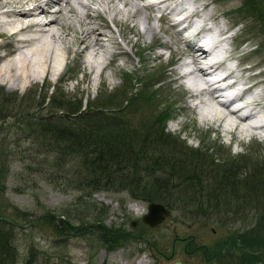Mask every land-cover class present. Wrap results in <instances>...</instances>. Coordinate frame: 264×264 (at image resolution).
Wrapping results in <instances>:
<instances>
[{"label":"rangeland","instance_id":"374dc122","mask_svg":"<svg viewBox=\"0 0 264 264\" xmlns=\"http://www.w3.org/2000/svg\"><path fill=\"white\" fill-rule=\"evenodd\" d=\"M194 1L195 3L192 7L196 5L198 6V10L201 9L198 16H194L197 21H199L198 18L205 19V17L211 14L222 17H218L219 20L217 21L212 20L213 24L209 21L212 24L210 25L212 28H215V25H225L228 28L241 22V25L236 27L235 32L239 34L237 36L238 40H242V43L247 41V43L237 51V54L248 50V43L252 46H257V48L259 47V52L245 59L240 57L238 59L241 66L242 63H246L248 66L246 68L255 66L254 68L257 70L255 73L258 71L261 72L259 79L264 84V34L261 32L255 18L248 17L244 19L235 14V10L241 6L242 0ZM205 1L209 5L203 8L202 4ZM77 2L81 11L68 14L67 24L60 26L57 23L55 28L52 27L57 33L55 37H59L57 39L53 38L51 41L50 48L53 50V59L47 64L45 70H40L39 72L38 62L31 58L28 62H22L20 64L21 69L28 73L26 82H21L20 79L16 78L4 80L0 75V88L3 90V95L0 99L10 102V108H14L15 105L25 101V99L31 101L32 99H36L34 94L42 96L43 87H49L48 91L45 89L47 94L53 90L54 86L60 87L61 93L67 99L79 100L81 105L87 104L99 94L105 96L117 93L121 89L123 92L118 96L116 102L124 98L123 96L129 98L130 96L136 95L137 92L143 91L145 96L147 93L151 94L152 92L158 102L169 103L168 105L174 109V115L166 122L163 133L167 134L169 138H172V140L169 139V147H176L178 156L181 158H186L185 156L190 157L188 158L189 160L184 162L186 169L198 168L196 172H192L189 169L191 171V173L189 172L190 176L195 179L194 182L200 180L202 184L207 186L208 184L214 185L213 181L219 184L222 183L224 181L223 179H225L220 174V167L222 165L231 166L234 165L233 163L237 164V171L240 174L239 177L242 178L245 175H249V172L254 167L260 166L263 163L264 142H250L246 146L243 143L231 144L239 134H229L231 139L227 145V137L219 136L220 132L217 128L216 131L219 134L206 131L205 126H199L195 122V115L187 104V98L189 95L191 96V92L184 91L178 85L179 79H177V76L180 77V75L175 69V65L180 57L183 55L186 56L188 52H186L187 50L184 49L183 44L179 40V35L174 34L166 20L158 19L159 13L154 11L157 9L142 7L141 5L144 3L141 0H78ZM99 14L107 17L108 20L112 18L111 23L113 26L106 18L99 17L101 16ZM76 15L84 17L83 21H80ZM55 17L60 18L61 15L58 14ZM88 17L90 20H88ZM42 18L45 19L46 17H40V19ZM149 27L152 28L153 32L151 31L149 33L147 31ZM92 28L97 29L98 33L103 34L101 38L104 39V37H107L108 42L112 46L109 44L111 47H108L106 50V45L108 44H105V41L101 42L102 46L93 43L91 47L78 53L80 47H78V44L74 41L75 38L72 36L75 33L79 34L84 29L89 30ZM32 29L37 28L33 27ZM28 35V33L25 34V36ZM90 42L92 43V39ZM113 42H116L118 47ZM157 46L163 48L168 46L172 64H165L168 52L157 49ZM19 48L23 49V52L27 51L24 46H19ZM230 48L234 50L236 55L235 49L238 47L230 44ZM9 49L10 43L3 38L0 39V55L8 53ZM57 51L61 54L62 60L59 62L58 70L54 71L53 64ZM116 51L119 53L114 54L113 52ZM108 52L111 53L107 55ZM91 56L94 59L93 63L90 64L88 61ZM137 56L140 58L139 61H137ZM1 59L0 68L6 63L4 62L6 60ZM83 59L86 60V66ZM59 60L57 59L56 62ZM143 68L144 71H142ZM125 71L129 73V78H135L137 72L143 76L147 72L153 75L154 72L156 77L154 76L151 81L153 86L148 88V90L139 89L137 85H135V88H130V82L129 85L122 87V74ZM157 79H160V81L156 83ZM242 80L245 84H249L244 79ZM188 86L189 84L186 87L187 89ZM262 93H264V87ZM188 99H192V97ZM126 101L127 99L124 98L121 103L126 104ZM146 103L147 101L145 99L143 101L142 99L141 102H137L138 107L134 111H130L129 113L128 111H121V119L122 114L125 112L123 118L127 121L129 127H133L139 121L146 119L152 121L151 117L158 109L153 107H148L147 109ZM118 104L116 103L117 106H119ZM207 105L206 103H200L199 109H204ZM38 110L43 114L46 109L40 107ZM261 112L260 115L264 118V111L261 110ZM8 120L9 118H6L4 121L6 122ZM262 123L264 124V122ZM16 136L18 137V135ZM2 137L5 139L4 143L6 146L14 153L18 150L23 151L26 148V143L20 142L17 150L16 137L11 132L8 133L5 130L0 131V140ZM181 147L184 148V151L186 150L187 154L184 155L180 152ZM191 151H197L198 154H202L203 157L205 156V159H211V165L201 169V164L196 163L195 156L190 153ZM175 157H177L176 154ZM243 158L246 159L245 162H242ZM27 161L29 160L27 159ZM231 161L233 162L231 163ZM8 163L7 174L2 181L3 183H0V186H3V191L0 192V214L3 213L4 216L2 217L13 218L14 220L12 222V230L16 234L17 241L15 243L16 256L14 264H24L28 256L26 237L29 232L33 237V246L39 250L37 251L39 254L36 255L37 259L33 264H170L175 261H180L181 264H216L218 261H220V264H239L237 263V258L242 257V259L248 260L247 257L249 255H260L263 262H256L255 260L254 262L264 264V256L262 255L264 254V248L258 245L252 248L247 247L245 242V244L241 243L242 238L237 236L238 234L245 236L246 231L248 232L246 230L249 225L246 224L247 221L243 224L236 223L234 228L233 226L228 228L217 227L210 223L203 226L199 221L198 223H192L188 219L180 218L176 211L173 210L170 211V215L162 224L154 229H149L139 221L140 217L146 213V204L141 201L131 203L125 193L98 192L83 198L84 201L79 202L76 201L77 192H68V189L66 192H59L41 180L44 179V173H50L53 178H57L59 182L67 185L73 177L72 175L65 174V170L63 169L65 165L60 168L61 170H50L45 166H38V168L28 167L25 162H20L16 156L11 157ZM117 173L119 174V172H115V174ZM160 173L148 169L147 176L143 173L144 176L139 178V186L146 185L148 190H152V186L147 181L155 178L162 183H167L165 197L169 201L174 202L179 197L178 194L173 193V186L178 185L179 179L177 176L170 177L171 175L167 176ZM203 177L206 179H203ZM129 179L130 177L128 176L123 177L121 182L126 185H131L132 183ZM107 180L109 181V179ZM147 188L142 189L147 190ZM190 191L192 194V190ZM179 194L183 198L184 194L182 195L181 192ZM185 197L187 198V195ZM73 204L74 206L72 207ZM99 205L106 212L105 220L102 223L103 228L109 227L106 229L112 230V236L118 234L121 237H125L126 240H129V244L126 247L106 253L96 245H89L84 238H80L78 235L81 234L82 229L75 231L66 228L61 230L60 236L54 232L45 231V228L40 229V226L44 224L39 217H41L40 215L45 210L52 211L55 215L68 206L73 213L74 211L76 213H83L92 212ZM17 209L19 211H26L28 214L19 218L15 214V211H18ZM251 215H247L248 221H252L250 219ZM31 220L33 221L29 223ZM36 224L39 226L36 227ZM73 225L76 226L77 224L75 223ZM238 225H240L239 229H237ZM33 226H35V230L32 229ZM98 226L104 231L101 225ZM212 230L216 232L213 234ZM86 231H92V229L86 226ZM261 232L263 230H259L258 234L260 235ZM225 234L228 237L238 239L240 246L235 247V241H231L230 249L225 251L217 260L213 262V259L205 260L204 258H208L210 253H212L211 250L214 243L218 240L216 236L221 240ZM32 237L30 240H32ZM194 237L195 243L190 240ZM245 237H254V235L250 234ZM173 238L174 241H172ZM223 239L221 240L222 243ZM142 240L144 241L143 243ZM153 245L157 246L155 251L153 250ZM196 246H200V248L193 251V248ZM203 246L211 248L206 249L207 252L202 254L200 250ZM45 253L51 256L48 261L42 260Z\"/></svg>","mask_w":264,"mask_h":264},{"label":"trees","instance_id":"16d2710c","mask_svg":"<svg viewBox=\"0 0 264 264\" xmlns=\"http://www.w3.org/2000/svg\"><path fill=\"white\" fill-rule=\"evenodd\" d=\"M235 14L244 19L255 18L264 34V0H242ZM131 80L124 76L122 87L129 85ZM148 80L149 77L145 76L139 83L143 84ZM132 87L131 83L130 88ZM122 92L121 89L117 93L105 96L99 94L84 108L81 107L79 100L67 99L58 87L49 96L46 92L42 96L34 94L36 99L32 101L25 99L14 108L9 107L10 102L0 99V131L11 132L16 137L17 150L20 142L26 143L23 151L18 150L14 153L4 143V137L1 138L0 183L7 174L8 161L13 156H16L20 162H25L28 167L45 166L50 170H61L60 168L65 165L63 167L65 174L73 177L69 182L67 181V185L53 178L50 173H44V179L41 180L59 192H66L67 189L68 192H77L76 201H84L83 198L89 197L93 192L127 188L133 198L147 203H162L168 209L176 211L180 218L188 219L192 223L199 221L203 226L210 223L217 227L233 226L234 228L236 223L243 224L247 221L246 224L249 225L246 228L248 232L245 230V236L252 234L254 237L247 238L243 234H238L237 236L242 238L241 243L245 242L250 248L257 245L264 248V161L260 166L254 167L249 175L242 178L237 171L238 165L233 163L234 165L231 166L220 167L221 177L225 178L220 184L213 181L214 185L207 186L200 180L194 182L195 179L189 172H196L198 168H189L191 171L186 169L184 162L190 157L178 156L176 147H169V139L172 140V138L163 133L164 122L170 116V106L158 102L154 93L151 92L152 95L147 93L145 96L143 91L139 92L137 97L123 96L127 99L126 104L121 103L124 98L116 102ZM2 95L3 90L0 88V97ZM142 99L147 101L145 104L147 109L153 107L158 111L151 117L152 121L146 119L129 127L123 115L126 111L128 113L134 111L138 107L137 102H141ZM116 103H119V106ZM40 107L46 109L43 114L38 110ZM121 111H125L122 119ZM6 118H9L6 121L7 126L4 121ZM180 152L187 154L183 147ZM190 153L195 156L196 163L201 164V169L211 165V159H205V156L198 154L197 151ZM245 161L246 159L243 158L242 162ZM148 169L162 172L160 174L167 176L171 175L170 177L177 176L179 183L173 186V193L178 194L179 198H176L174 202L169 201L165 197L167 183H162L156 178L147 181L152 186V190H148L146 185L139 186V178L147 176ZM124 175L130 177L131 185L121 182V179L126 177ZM203 179L206 178L203 177ZM1 191L3 186H0ZM180 192L184 194L183 198L180 197ZM66 207L55 215L52 211L45 210L39 217L44 224L40 226V229L45 228V231L54 232L58 236L61 230L66 228L75 231L82 229L79 236L89 245L100 246L106 250L126 243L125 237L118 234L112 236V230L102 227L100 224L104 216L102 208L100 212L98 207H95L92 212L76 213L74 211L73 213L68 206ZM91 207L93 208L92 205ZM15 212L19 218L28 214L26 211ZM248 214L253 215L250 217L252 221H248ZM2 216H4L3 213L0 214V264H14L17 242L16 234L12 230L14 220ZM75 223L76 226L73 225ZM98 225H101L104 231ZM35 226L33 230L36 229ZM86 226L92 231H86ZM239 228L240 225L237 229ZM259 230H263L260 235ZM29 233L26 237L28 256L24 264H33L37 259L36 255L39 254L37 252L39 250L33 246V237ZM31 237L32 240H30ZM50 258L51 256L45 253L42 260L48 261ZM237 259L239 264H257L254 260L263 262L260 255H249L248 260L242 257Z\"/></svg>","mask_w":264,"mask_h":264},{"label":"bare ground","instance_id":"6f19581e","mask_svg":"<svg viewBox=\"0 0 264 264\" xmlns=\"http://www.w3.org/2000/svg\"><path fill=\"white\" fill-rule=\"evenodd\" d=\"M61 0H0V39H5L10 43V51L19 49V46L26 47V52H21L17 54V61L16 63L6 61L5 65L0 68V75L4 80H8L9 78L13 79H20L21 82H26L28 78V73L22 70L20 64L22 62H28L31 58H33L39 64V72L40 70H45L47 64L50 63L52 58L53 50L50 48L51 41L53 38H58L56 36V32L46 33L44 28L47 29L51 25L55 24V16L58 15V12L50 13L47 9L53 5L58 4ZM144 1V0H141ZM172 0H160L156 3L147 2L141 5L144 8L150 9H157L159 10L160 7H166L167 4ZM140 4V3H139ZM202 7H208V2L202 4ZM201 10V9H200ZM198 6L194 5L188 9L181 10L178 12V15L181 17V20L189 19V24L191 23V17L198 16L199 11ZM211 13V12H210ZM209 13V14H210ZM170 12L166 15H162L161 18L166 20L169 26L174 30L177 26L178 22H172L171 19L168 17ZM45 16L48 20H41L40 17ZM87 16V14H86ZM80 21H83L84 17L76 15ZM219 16L217 15H208L205 19H199L198 25H193L192 33L193 35H197L200 32L204 31L203 26L205 22L210 21L213 24V21L219 20ZM45 18V19H46ZM27 19V20H23ZM23 20V21H22ZM54 20V21H53ZM88 20L89 17H88ZM207 20V21H206ZM213 20V21H212ZM215 35L213 38L209 39L208 42L210 43H217V38L220 37L219 42H225L226 36L225 34L229 30L230 27H225V25H215ZM36 27L37 29H32ZM149 33L152 31V28L149 27L147 30ZM153 32V31H152ZM29 34L25 36V34ZM74 34V33H73ZM103 34L98 33V30L95 28L92 29H84L79 34L75 33L72 36L74 41L78 44L80 49L78 53L83 51L84 49H88L91 47V44L101 45L103 42V38H101ZM92 39V43L90 40ZM15 41V42H14ZM181 42L187 43V56L189 57L190 61L194 66V71L200 77H205V69L201 67L200 60H204L206 62L211 61L214 62L211 66L212 68H217L220 70L223 66V61L225 59H234L237 55V51L240 49L239 47L235 49L236 55L234 50H231L229 53L226 50L221 49L219 53L215 56L208 57L205 49H202L205 44H202V47H197L192 45L190 41L181 38ZM211 44V45H213ZM30 52V53H28ZM6 54L0 55L1 58H4ZM208 57V58H206ZM61 58V54L59 51L55 53V59L53 68L55 69V65L57 64V59ZM239 58V57H238ZM235 64L229 63L231 69L229 68L227 71V76L235 78L232 76L231 73L237 71L239 73V77L235 78V80L244 79V81L248 82V87H258L260 84L263 83L262 80L259 79L261 74L260 71L255 73L254 71L256 68L255 66H251L249 68L241 66L239 59ZM93 57L91 56L90 60L88 61L90 64L93 63ZM24 60V61H23ZM234 67V68H233ZM53 69V70H54ZM55 71V70H54ZM254 72V73H251ZM55 73V72H54ZM192 73H189L190 75ZM31 76V75H30ZM183 76V75H182ZM181 77V76H180ZM228 77H221L217 79L215 83L212 80H206L204 78H200L197 80H192L189 82L188 89L185 88L186 91L191 92V97L205 95L207 98V107L204 109L199 110V116L201 115L202 119H207L211 121L224 120V127L225 131L228 134H239L245 135L251 129H261L264 128V118L262 115H256V127L254 125H250L245 123L247 120L246 118H239L237 117V112H230L227 110V105L224 103H217L214 97L215 84H219L223 82ZM245 83V82H244ZM193 92H192V91ZM195 93V94H193ZM251 99L255 102L254 105L257 106L260 110L264 111V93L261 90L254 92L251 95ZM219 131V129H218ZM220 132V131H219Z\"/></svg>","mask_w":264,"mask_h":264},{"label":"flooded vegetation","instance_id":"af4514ba","mask_svg":"<svg viewBox=\"0 0 264 264\" xmlns=\"http://www.w3.org/2000/svg\"><path fill=\"white\" fill-rule=\"evenodd\" d=\"M216 231L215 230H212V233L214 234ZM226 237V239L224 238H222L223 239V243H222V239L220 240V238L218 237V240L214 243V246H213V248H212V253H210V255H209V257L208 258H204L205 260H211V259H213L212 260V262L214 261V260H217L220 256H222L223 255V253L225 252V251H228L229 249H230V242H231V240H233L234 238H227V236H225ZM195 238V237H194ZM194 238H192L191 239V241H195V239ZM190 241V242H191ZM224 243H226L225 245H224ZM240 246V244H239V240L238 239H236L235 240V247H239ZM197 247L198 246H196V247H194L193 248V250L194 249H197ZM199 248H200V246H199ZM211 247H208V246H203V248L200 250V252L202 253V254H205L207 251H206V249H210ZM216 264H220V261H218Z\"/></svg>","mask_w":264,"mask_h":264},{"label":"water","instance_id":"95a60500","mask_svg":"<svg viewBox=\"0 0 264 264\" xmlns=\"http://www.w3.org/2000/svg\"><path fill=\"white\" fill-rule=\"evenodd\" d=\"M167 216L168 211L163 206L150 204L147 208V214L142 218V222L148 225L150 228H153L161 223ZM171 264H180V262L176 261Z\"/></svg>","mask_w":264,"mask_h":264}]
</instances>
